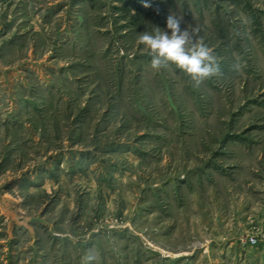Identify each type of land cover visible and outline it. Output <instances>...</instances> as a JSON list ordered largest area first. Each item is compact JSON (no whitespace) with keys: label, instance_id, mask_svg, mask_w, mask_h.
<instances>
[{"label":"rangeland","instance_id":"1","mask_svg":"<svg viewBox=\"0 0 264 264\" xmlns=\"http://www.w3.org/2000/svg\"><path fill=\"white\" fill-rule=\"evenodd\" d=\"M170 13L198 87L139 42ZM88 255L264 264V0H0V264Z\"/></svg>","mask_w":264,"mask_h":264},{"label":"clouds","instance_id":"2","mask_svg":"<svg viewBox=\"0 0 264 264\" xmlns=\"http://www.w3.org/2000/svg\"><path fill=\"white\" fill-rule=\"evenodd\" d=\"M145 7L150 5V0H142ZM183 16L170 13L166 18V27L159 26L154 31H144L138 39L141 44L149 49L150 66L153 69L175 65L184 71L198 87L206 79L220 73L217 58L210 48L202 41L197 43V26L182 27ZM240 69L239 63L233 65ZM93 255L85 257V264L94 260Z\"/></svg>","mask_w":264,"mask_h":264},{"label":"built area","instance_id":"3","mask_svg":"<svg viewBox=\"0 0 264 264\" xmlns=\"http://www.w3.org/2000/svg\"><path fill=\"white\" fill-rule=\"evenodd\" d=\"M248 241H249V243L252 245V244H256L257 241H258V239H257V237H255V236H250V237L248 238Z\"/></svg>","mask_w":264,"mask_h":264}]
</instances>
